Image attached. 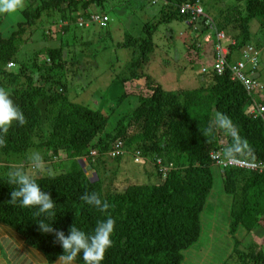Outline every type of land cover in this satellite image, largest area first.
Segmentation results:
<instances>
[{
  "label": "trees",
  "instance_id": "trees-1",
  "mask_svg": "<svg viewBox=\"0 0 264 264\" xmlns=\"http://www.w3.org/2000/svg\"><path fill=\"white\" fill-rule=\"evenodd\" d=\"M194 1L165 0L157 13L159 21L146 23L142 36L130 35L120 44L132 49V58L126 64L128 71L119 73L113 83L145 77L146 84L140 92L120 97L121 102L136 94L138 104L115 121L116 105H108L106 115L103 108L77 103L67 94L69 73L78 75L79 69H85L79 64L87 56L88 43L78 50L77 35L98 26L92 14L100 8L105 13L108 0H30L22 10L24 18L8 36L0 37V88L10 93L25 117L24 124L13 122L7 133H0V165L21 162L41 189L50 193L57 205L53 228L65 235L72 224L91 233L97 223L111 217L113 244L101 264H187L190 249L202 234V214L218 178L232 198L229 231L236 244L235 254L224 264H264V241L251 242L246 249L236 235L241 228L252 233L264 227V118L253 114L264 103V90L250 95L231 78L229 69L218 75L213 68L196 88L168 90L142 69L157 48L154 37L160 24L186 22L189 15L181 14L180 6ZM235 1L228 24L220 18L218 24L210 15L218 30L232 26L235 33L229 34L236 41L230 44L229 61L237 51L243 58L240 49L248 44L261 50L254 77L264 83V0ZM254 19L259 21L257 32L251 29ZM193 51L199 52L192 48L189 55ZM217 113L230 119L231 131L216 125ZM118 142L124 153L112 156ZM32 153L43 158L40 170L28 160ZM127 154L143 164L151 163L158 178L114 188L106 178L107 159L120 160ZM231 157L260 161L263 168L217 163ZM6 176L0 175V223L24 236L48 262H55L63 252L55 234L39 230L37 221L42 217L36 208L11 202L16 185L8 183ZM92 192L107 201L109 208L100 212L81 199ZM193 256L201 264L200 248L195 247ZM76 261L84 264L82 256Z\"/></svg>",
  "mask_w": 264,
  "mask_h": 264
},
{
  "label": "rangeland",
  "instance_id": "rangeland-1",
  "mask_svg": "<svg viewBox=\"0 0 264 264\" xmlns=\"http://www.w3.org/2000/svg\"><path fill=\"white\" fill-rule=\"evenodd\" d=\"M115 1L118 2L115 3ZM138 2V0H108L103 11L110 16L109 26L102 28L100 25H95L89 30H84L81 33L82 36L77 35V41H81L80 45H82H79L78 50L81 51L85 47L84 42L88 43L86 44L88 46L84 48L87 56L84 57L83 63L79 64V68L85 69L84 71L79 69L78 75L73 72L68 75L67 94L77 103L92 108H103L106 115L109 114L107 106L115 107L116 105L113 121L118 115L126 113L138 104L136 94L127 95L121 102L120 97L134 90L140 92L139 89L143 90L146 84L145 77L127 81V83H113L119 73L128 71L126 64L132 58V49L120 44L124 43L130 35L142 36L146 23L159 21L160 16L157 13L161 12L164 5V0H156L155 3L151 1L143 7ZM29 3L30 0H24V8ZM203 5L206 12L217 18L218 24L220 19H224L228 24L234 15L230 8L237 6V2L235 0H203ZM22 10L14 15L0 13V37L8 36L17 22L24 18ZM258 27L259 21L254 19L251 24L252 32H257ZM224 30L227 33L225 44H228L231 39L229 34L233 36L235 33L232 31V26H227ZM261 37L259 33L257 38ZM154 38L157 48L142 69L144 74H149L161 82L164 88L168 90L196 88L204 78L203 67L209 70L213 68L211 47L205 45L202 49V35L199 36L187 22L178 20L163 22ZM197 45L199 49L201 48L200 50L196 48ZM30 46L31 43L28 49L31 48ZM192 48L199 52L193 51V54L189 55V50ZM133 130L135 129L132 128L131 131ZM20 164L22 163H14L13 166L0 165V175H7L9 170H12L14 166H21ZM107 165L108 177L106 178L111 181L109 183H114V188L120 190L128 184L144 183L148 177L155 180L157 176L151 163L143 164L140 159L129 154L122 156L120 160L108 158ZM216 173H220L217 168ZM229 202H232V198L225 194L223 181L218 178L202 214V234L190 249L188 255L192 256L187 264H199L198 260L193 261L195 247L200 248L198 258H201V264L230 262L231 256L235 254L236 244L235 236L229 231ZM236 235L243 240L244 247L247 249L251 242L264 241V227L260 232L252 233L241 228ZM233 264H236V261Z\"/></svg>",
  "mask_w": 264,
  "mask_h": 264
},
{
  "label": "clouds",
  "instance_id": "clouds-1",
  "mask_svg": "<svg viewBox=\"0 0 264 264\" xmlns=\"http://www.w3.org/2000/svg\"><path fill=\"white\" fill-rule=\"evenodd\" d=\"M151 1L152 3L156 2V0ZM201 2L203 5L202 0ZM140 5L141 7H143L145 4L140 3ZM23 8L24 0H0V13L14 15L21 11ZM208 13L205 10L207 18L212 19V21L215 23L214 19L211 17V15H209L210 13ZM92 15L95 16V18L98 17L101 19L107 17V25H103L101 21H99V19L95 20L98 25L103 28H107L109 26L111 19L108 14L98 11L97 14ZM186 22L194 31L198 32V34L203 30H209V28L207 27H202V24L201 28L195 30L193 27L194 25L190 23L189 18ZM205 34L206 33L202 34V45H204L203 43H205L206 45L212 44V46H214V39L211 42L204 41ZM225 40L223 41L224 43ZM231 40L235 39H230L229 43L227 44L228 46L231 44ZM13 122H17L21 125L24 124V114L20 107L13 101L10 93L5 89L0 88V133H7ZM215 123L219 128L231 131V121L227 116L221 113H217ZM209 131H211V129H209ZM2 142L3 137L2 135H0V143ZM28 160L31 162V166L33 168L37 170L41 169L43 158L40 153L30 154ZM6 180L8 181V183L16 185L14 190L11 191V202L13 204L19 203V205L24 208H36L38 210L37 216L42 217L37 221L39 230L42 233L55 234L56 240L59 242L60 247L63 249L62 254L58 258L60 264H75L77 257L81 256L84 264H101L104 257V252L113 244L112 235L114 232L115 222L111 217L103 219L99 223H97L91 233L81 230L75 224H72L68 230V234L65 235V232L63 230H57L53 228L52 221L55 219L57 212L56 202L54 201L50 193L41 189L39 183L33 175L26 171L23 166H14L12 170H9L7 172ZM81 199L89 206L98 209L100 212H104L109 208L108 202L102 200L101 197L95 192L85 194L81 197Z\"/></svg>",
  "mask_w": 264,
  "mask_h": 264
},
{
  "label": "built area",
  "instance_id": "built-area-1",
  "mask_svg": "<svg viewBox=\"0 0 264 264\" xmlns=\"http://www.w3.org/2000/svg\"><path fill=\"white\" fill-rule=\"evenodd\" d=\"M180 13L189 15V21L192 25H194L193 27L195 30L201 28V24L202 27L209 28L204 35V41L211 42L214 39L213 70L216 71L218 75H223L227 69H229L231 78L242 83L248 94L252 95L254 92L256 93L257 91L264 90V83L254 77V72L261 64V50H259L254 44H248L240 49L243 58L237 60L232 59V61H229L228 58L231 54V47L223 42L227 38L226 33L222 30H218L212 19L207 18L201 0L181 5ZM93 19H99L103 25H107V17L101 19L93 16ZM231 44L235 45L236 41L231 40ZM10 65H14V63H10ZM207 71V68H203L204 73ZM253 114L254 116L261 115L264 118V103L254 110ZM121 145L122 142H118L116 149L111 152L112 156H119L124 153V151L120 149ZM213 156L215 159L217 158L216 153H213ZM217 163L225 167L227 165H236L251 170L263 168V163L260 161L237 157H231L228 160L220 159L217 160Z\"/></svg>",
  "mask_w": 264,
  "mask_h": 264
},
{
  "label": "crops",
  "instance_id": "crops-1",
  "mask_svg": "<svg viewBox=\"0 0 264 264\" xmlns=\"http://www.w3.org/2000/svg\"><path fill=\"white\" fill-rule=\"evenodd\" d=\"M14 29L15 27H13L12 31ZM203 44L206 45L205 43ZM207 45L211 47V57L213 58V46L212 44ZM202 52L204 53V50ZM241 58V54L237 51L231 59L237 60ZM262 59L263 65L264 56ZM262 79H264V71L262 72ZM0 264H60V262L58 259L53 263L48 262L45 254L29 245L24 236L11 226L0 223ZM75 264L79 263L75 261Z\"/></svg>",
  "mask_w": 264,
  "mask_h": 264
}]
</instances>
